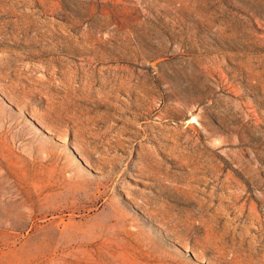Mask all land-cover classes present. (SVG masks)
Here are the masks:
<instances>
[{"label":"rangeland","instance_id":"obj_1","mask_svg":"<svg viewBox=\"0 0 264 264\" xmlns=\"http://www.w3.org/2000/svg\"><path fill=\"white\" fill-rule=\"evenodd\" d=\"M0 264H264V0H0Z\"/></svg>","mask_w":264,"mask_h":264}]
</instances>
